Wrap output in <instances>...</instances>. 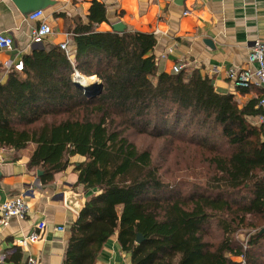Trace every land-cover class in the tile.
I'll return each instance as SVG.
<instances>
[{
    "label": "trees",
    "instance_id": "1",
    "mask_svg": "<svg viewBox=\"0 0 264 264\" xmlns=\"http://www.w3.org/2000/svg\"><path fill=\"white\" fill-rule=\"evenodd\" d=\"M104 19L95 2L90 24L75 30L74 64L59 45L35 49L0 84V146L34 144L29 166L44 171V183L83 157L74 163L78 182L94 192L72 226L65 264H95L115 233L132 264H240L232 257L242 255L264 264L263 128L248 119L261 112L259 101L241 107L200 69L159 71L153 34L96 31L93 23ZM75 68L97 75L103 91L86 96ZM116 118L154 135L162 125L183 129L172 137L174 152L179 143L188 149L175 155L183 168H202L205 181L188 188L164 181L151 151L139 149ZM240 230L251 231L245 241Z\"/></svg>",
    "mask_w": 264,
    "mask_h": 264
},
{
    "label": "crops",
    "instance_id": "2",
    "mask_svg": "<svg viewBox=\"0 0 264 264\" xmlns=\"http://www.w3.org/2000/svg\"><path fill=\"white\" fill-rule=\"evenodd\" d=\"M95 2L105 8V19L93 23L96 31H116L113 25L120 22L124 25L123 32L156 37L152 53L159 71L174 73L173 66L177 63H184L187 73L200 69L212 79L217 92L235 95L241 107L250 100L259 101L264 95L263 87L239 86L228 75L230 69L257 68L249 60V54L257 39L264 40V0H0V32L14 39L13 49L0 48V84L13 71H22L15 65L35 49L67 43L73 59L61 48L74 64L75 30L80 24H90L89 14ZM36 3H49L41 9L52 33L42 42L32 41V32L41 20L31 19L34 10L28 8ZM92 76L101 81L97 75ZM255 107L259 108L258 104ZM259 115L248 116L258 127ZM32 146V149L0 146V204L25 195L29 205L24 218L13 217L7 225L0 224V258L5 264H26L30 256L42 264H65L72 226L80 215L66 205L65 195L74 191L82 195L85 205L94 191L86 193L85 185L78 182L74 163L83 160L80 155L71 157L72 163L66 170L44 183L41 178L44 171L29 166L35 148ZM40 221H46V227L41 237L32 241L28 237ZM58 225L65 230H57ZM24 238L28 239L26 245L20 242ZM95 264H132V254L123 249L118 233L104 244Z\"/></svg>",
    "mask_w": 264,
    "mask_h": 264
},
{
    "label": "built area",
    "instance_id": "3",
    "mask_svg": "<svg viewBox=\"0 0 264 264\" xmlns=\"http://www.w3.org/2000/svg\"><path fill=\"white\" fill-rule=\"evenodd\" d=\"M30 18L34 20H41V23L37 28H35L32 32V41L34 42H42L47 36L52 33L51 26L45 21L44 11L42 9L36 10L30 14ZM14 47V39L10 35L0 32V48L4 50H11ZM61 47L66 51L67 55L70 59H73V53L68 50V44L62 43ZM249 60L253 63L257 64L256 69H230L229 77L234 79L237 85L242 87H251L252 85L261 86L264 88V40L257 39L250 51ZM15 67L19 70H22L24 65L23 62L20 61ZM185 64L177 63L173 66V72L179 73L184 71ZM93 76H87V79L90 81H98ZM83 79V74L75 69L73 73V80L80 81ZM81 82V81H80ZM82 83V82H81ZM84 83H87L84 81ZM258 107L261 110L259 115L260 125L263 128L262 136L264 139V95L260 98ZM29 213V205L25 200V195H20L16 198H9L3 203L0 204V224L7 225L11 218H24ZM46 227V221H40L36 224L35 230L29 235L32 241H36L41 237L42 230ZM59 231H64L65 227L62 225H58L56 227ZM20 242L26 245L28 243V239H20ZM239 260L240 264H248L244 255L240 256ZM0 264H5L4 260L0 258ZM26 264H42L38 259L34 257H28Z\"/></svg>",
    "mask_w": 264,
    "mask_h": 264
},
{
    "label": "rangeland",
    "instance_id": "4",
    "mask_svg": "<svg viewBox=\"0 0 264 264\" xmlns=\"http://www.w3.org/2000/svg\"><path fill=\"white\" fill-rule=\"evenodd\" d=\"M116 124L120 126V129L123 130L124 134L133 141L139 149H148L151 151L154 161L157 165H159L160 172L164 181L169 182L174 185L177 182H183L182 185L184 187L189 186V183L193 182H204L205 181V172L202 168H183L186 165V161L177 157L175 153H180L186 151L188 146L185 143H179L180 149L179 151L174 152V145L172 143V137L177 134L178 137L184 136L183 129L176 130L177 133L165 131L169 129V127L161 126L160 128L163 131L162 135H154L149 132L141 131L136 128H125V124H121V119H115ZM155 127V124H151V127ZM151 128V129H152ZM165 131V132H164ZM176 142H183L182 140H177ZM32 144L29 145V148L32 149ZM187 153V152H186ZM175 156L178 161L174 163ZM188 186H187V184ZM251 232L249 230H240L236 237L241 241L246 240V235ZM219 233L218 231H212V240H218ZM233 259L239 261L241 259L240 256H233Z\"/></svg>",
    "mask_w": 264,
    "mask_h": 264
},
{
    "label": "water",
    "instance_id": "5",
    "mask_svg": "<svg viewBox=\"0 0 264 264\" xmlns=\"http://www.w3.org/2000/svg\"><path fill=\"white\" fill-rule=\"evenodd\" d=\"M46 4H49V3H44V5ZM44 5L43 3H36L35 5H33V7H29L28 9L36 11V10L41 9ZM113 28L116 31H120V32L124 31V25L120 22L115 23L113 25ZM75 84L78 87L82 88L85 92V95L88 97H95L99 95L103 91V88H104V84L102 83V81H90L86 84H83L80 81H75ZM41 173L42 171L38 172L39 175ZM64 199H65L66 205L74 209L77 213L80 214L82 210L84 209L85 205L83 204V201H82V195L75 193L74 191H71V192L66 193ZM143 239H144V236L142 235V233H138L137 239H136L137 243H141Z\"/></svg>",
    "mask_w": 264,
    "mask_h": 264
},
{
    "label": "bare ground",
    "instance_id": "6",
    "mask_svg": "<svg viewBox=\"0 0 264 264\" xmlns=\"http://www.w3.org/2000/svg\"><path fill=\"white\" fill-rule=\"evenodd\" d=\"M93 78H95V77L93 76L92 79H93ZM80 81H81L83 84H86V83H84V81H85V82H87V81L90 82V79L88 80V79H87V76L83 75V79H81ZM88 82H87V83H88Z\"/></svg>",
    "mask_w": 264,
    "mask_h": 264
}]
</instances>
